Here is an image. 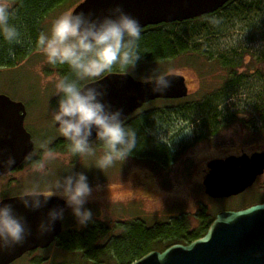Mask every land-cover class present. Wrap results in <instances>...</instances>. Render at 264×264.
Here are the masks:
<instances>
[{
  "label": "rangeland",
  "instance_id": "obj_1",
  "mask_svg": "<svg viewBox=\"0 0 264 264\" xmlns=\"http://www.w3.org/2000/svg\"><path fill=\"white\" fill-rule=\"evenodd\" d=\"M80 1L82 0H75L70 6L52 13L46 22V32L50 30L56 17L71 11ZM6 2L13 5L10 0ZM249 2L251 7L246 15H226L218 26H213L202 18L201 21H206V26L213 33L198 38L194 44L211 57L209 62L204 57L181 56L150 65H137L128 71L139 80L148 79L158 67L184 76L188 88L185 97L156 99L129 117L132 119L148 115L146 132L150 136L163 143L169 142L172 149L183 144L178 153H173L174 160L169 158L168 163L163 164L152 157L129 155L125 161H117L101 171L92 166L93 157L77 156L73 159L71 155L56 157L52 154L46 158L45 155V165L53 167H49L47 174L41 175L49 179L46 185L65 174L64 170L70 167L74 171L86 172L89 183L93 186V193L89 198L91 202L85 205L93 212L91 222L103 223L111 229L121 222L132 220L142 221L146 225L164 223L168 218L182 214L194 226L196 223L193 215L202 208L206 214L214 217L222 209H236L264 199V175L258 177L255 184L245 192L229 198L212 199L204 193V187L198 178L201 165H194V161L212 154L215 149L212 141L217 137H226L228 142L237 137L238 133L231 126L239 122L247 132L244 143L248 145L253 142V138H248V131H251L253 135L257 134L254 135L258 140L256 143L264 148V0H234L230 8ZM226 11L214 15L220 17ZM190 28H193L192 23L175 27L177 30ZM219 58L234 66V76H238L240 81L237 91L226 99L223 94L232 89L231 84L234 82L225 68L217 64ZM48 66L44 53L37 50L29 53L14 67H0V94L24 103L27 112L25 126L37 149H40L43 138L54 132L49 121L52 122V110L55 108L53 92L58 75L54 68L47 70ZM213 113L217 114L213 123H216L218 129L209 128L201 119L210 118ZM41 114L47 115L48 119L40 121ZM228 142L230 147L231 143ZM94 147L98 156L101 146L94 142ZM143 171L151 175L149 186L131 180V172ZM43 180L28 178L19 188L25 190L33 185L41 188L45 185ZM97 190L101 193H97ZM63 224L66 229L71 230L86 227L77 226L69 208L65 210ZM112 231L116 236L121 229L115 228ZM80 256V253H69L50 246L45 250L25 253L9 264L77 263L74 261H79Z\"/></svg>",
  "mask_w": 264,
  "mask_h": 264
},
{
  "label": "clouds",
  "instance_id": "obj_2",
  "mask_svg": "<svg viewBox=\"0 0 264 264\" xmlns=\"http://www.w3.org/2000/svg\"><path fill=\"white\" fill-rule=\"evenodd\" d=\"M14 13L6 0H0V37L9 44L21 42L20 29L10 22ZM203 19L218 26L223 18L211 15ZM141 35L139 20L120 4H115L102 15L83 9L67 11L52 21L49 31L42 30L36 40L48 64L67 65L70 69V74L56 80L53 95L57 103L52 110V120L68 142L69 151L76 156L93 157L92 166L101 171L117 161H125L137 146L136 130L126 124L122 109L105 99L107 89L101 82L114 67L125 69L124 74L135 66L141 55ZM9 54H12L11 49ZM170 76L171 73L158 67L145 82L151 85L153 92L163 93L171 87ZM94 142L101 145L98 156ZM45 147L42 142L40 148ZM32 155L29 153L26 158L31 159ZM51 155L49 151L46 158ZM14 163L11 155L0 159L2 167L10 169ZM38 167L43 171L44 162ZM64 173L48 185L46 191L33 185L18 197L29 211L43 208L53 196L64 201V206L49 207L39 219L36 228L40 235L51 232L55 222L63 220L65 207L71 210L78 227L87 226L93 220L92 210L85 206L93 193L86 172L70 167ZM31 233L26 218L0 194V250L23 243ZM167 252L165 249L157 254L159 264H163Z\"/></svg>",
  "mask_w": 264,
  "mask_h": 264
},
{
  "label": "water",
  "instance_id": "obj_3",
  "mask_svg": "<svg viewBox=\"0 0 264 264\" xmlns=\"http://www.w3.org/2000/svg\"><path fill=\"white\" fill-rule=\"evenodd\" d=\"M228 0H82L71 11H91L95 15L120 4L126 12L135 16L141 27L170 23L200 17L212 13ZM114 71L101 82L107 89L105 99L122 109L125 121L144 104L156 99H178L188 93L183 75L171 73V87L165 92H153L145 80L130 73ZM26 107L23 102L0 94V159L11 155L15 163L11 168L0 166V175L16 167L33 146L30 133L23 125ZM55 127H57L55 125ZM94 135V133H93ZM204 178V192L213 198L229 197L251 186L264 170V151L251 156L227 157L208 164ZM19 196L5 199L22 214L32 233L27 239L10 249L0 250V264H9L24 253L47 247L61 231V220L53 230L38 234L36 225L49 207L64 206V201L51 197L41 209L29 211L19 201ZM163 264H264V202L215 215L206 232L187 244L173 243ZM162 250H150L129 264H159L156 257ZM75 264V263H64Z\"/></svg>",
  "mask_w": 264,
  "mask_h": 264
},
{
  "label": "trees",
  "instance_id": "obj_4",
  "mask_svg": "<svg viewBox=\"0 0 264 264\" xmlns=\"http://www.w3.org/2000/svg\"><path fill=\"white\" fill-rule=\"evenodd\" d=\"M10 1L13 3L12 8L15 10L10 22L16 24L20 29L21 42L9 44L0 37V67H14L24 60L29 53L40 50L36 45V40L42 30L46 31V22L49 16L56 10H61L67 5L70 6L75 0ZM250 3L231 8L227 7L228 5L229 7L231 6L230 3H226L215 14L229 9L225 15L222 14L220 17L224 18L226 15L240 17L250 11ZM205 16L209 15L180 22L174 21L149 25L142 28V35L139 40V52L141 55L135 66L164 62L181 56L204 57V60L208 62L212 60L208 54L198 49L196 44H194L198 38L213 33L210 27L206 26L207 22L201 21ZM188 23H192L193 26L190 30L175 29L176 26ZM197 26L198 28H196ZM10 49L12 54H9ZM217 64L225 68L229 74V78L234 82V84H231L232 89L223 94L224 99H226L237 91L240 85V81H238L239 77L234 76V66L229 62H225V60L219 58ZM51 68L55 69L58 77L70 74V69L67 65L54 66L49 64L47 70ZM114 71H125V69L114 67ZM56 103L57 97L55 96L53 99L54 106H56ZM216 115L213 113L210 118L204 117L201 119L206 126L212 128L211 123L215 120ZM147 116L128 118L125 121L129 127L136 130L137 134V146L132 150L130 155L152 157V159L166 164L170 158L169 151L164 145L159 143V140L146 132L148 131L147 124L149 122ZM46 139L48 143L52 140L47 135L43 138L42 142L45 143ZM67 144L68 142H62L59 139L50 146V149L52 151L59 149L71 153ZM97 144L99 145V143ZM71 156L73 159L77 157L72 153ZM195 218L196 224L194 226L184 214L179 217L168 218L164 223L153 225H146L138 220L121 222L117 227L115 226V228L121 229V232L116 236L112 231L113 229L105 227V224L89 222L81 230L63 231L58 238V248L69 253H80V260L74 261L77 262L75 264H129L150 250H162L173 243L187 244L193 239L202 236L214 217H209L202 208L196 212Z\"/></svg>",
  "mask_w": 264,
  "mask_h": 264
},
{
  "label": "flooded vegetation",
  "instance_id": "obj_5",
  "mask_svg": "<svg viewBox=\"0 0 264 264\" xmlns=\"http://www.w3.org/2000/svg\"><path fill=\"white\" fill-rule=\"evenodd\" d=\"M233 2H234V0H228L223 5H225L226 3H230V5H232ZM223 5L220 8H218L217 10H215L214 12L208 13V14H204V15H209V16L214 15L219 9H221L223 7ZM227 7H229V5ZM201 16H203V15H201ZM26 116H27V112H26V115L24 117L23 125H24L25 129L28 131V129L25 126ZM47 119H48L47 115L43 116L42 114H41V118H39L40 121H46ZM49 126H50V128L54 129V132L52 131V133L49 134V137H50V139L52 138V140L49 143L45 142L46 147L44 149H41V148L37 149V147L35 146V141L32 138L31 133L28 131L30 133V137H31V139L33 141V146L31 148V150L29 151V153L33 154L31 159H27L25 157L23 159V161H21L12 170L8 171L7 173H4V174L0 175V194H3L5 199L19 196L24 191V189H20L19 187H21L22 183L25 182L28 178H34V179L43 178L44 179L43 180V184H45V185H42L41 190H45L46 191L47 187H48V185H46V184L49 182V179H46L44 176H41V175L42 174H47L50 171L49 167H52V166L51 165H45V169L43 171L39 170L38 166H39V163L41 161H43V157L45 155H47V153L49 151L53 155H55L56 157L62 156V155H64V156L65 155L66 156H70L71 155V153H68L67 151H61L59 149L52 151L50 149V146L53 145L54 143H56V141L59 140V139L62 140V142H65V143L67 141L65 140V138L63 136H61L59 134L58 128L55 127V124H54L53 120H52V122H51V120L49 121ZM211 126L214 129H218V127H216V123H211ZM231 129L234 130L235 133H238L237 137H234L230 142H228L226 137L225 138L217 137L216 139H214L212 141L213 147H215V149H213V151H212V154L204 156L201 159H198L197 161H194V165H196L197 167L201 165L200 169H199V177L198 178H199V181L201 182L202 185H203L204 178L206 177V175L209 172L208 164L211 161L223 160V159H225L227 157H239L241 155H247L249 157L253 153L264 151V148H260V144L256 143L258 140H257V138H255L254 135H257V134L253 135V132H251V131H248V138L249 139L253 138V142H251L248 145H246L244 143V138H245V136H247V135H245V133H247V132L245 131V127L243 126V124H241L239 122L236 125L231 126ZM50 135H52V136H50ZM249 135H251V136H249ZM196 139H197L196 141H198V137ZM227 142L231 143L230 147L227 145ZM159 143L164 145L168 149L169 154H170V158L172 160H174V158H175L173 153H175V154L178 153L179 152V148L183 147V144H179L178 147H176L175 149H172L169 142H164L163 143V142L159 141ZM189 159L192 162V158L189 157ZM131 174H132L131 180L136 182V183H138V184H140V185L146 184V185L149 186V184H150V182L152 180L151 175L149 173H147V172H144V171L140 172V173L139 172H135V173L131 172ZM263 175H264V170H263L262 174H260V175H258L256 177V180L254 181V183L251 186H249L248 188H251L255 184V182L258 180V177L263 176ZM248 188H246L242 192H245ZM263 189H264V187H263ZM98 191L99 190H97L96 192L97 193H101V192H98ZM238 194H240V193H238ZM238 194H236V195H238ZM236 195H232V196H236ZM232 196H229V197H232ZM208 197H210V196H208ZM229 197H223V198H229ZM210 198H212V199H220V198H213V197H210ZM90 200L91 199H89L87 203L91 202ZM261 202H264V199L255 200V201H253V202H251V203H249L247 205L238 207L236 209H222L220 211H217L215 213V215L218 214L219 212H222V211H233V210L243 209V208L248 207L250 205L261 203ZM65 210H67V207H65ZM195 214H196V212H195ZM195 214L193 215V220L196 222ZM205 214H206V212H205ZM207 215L209 216L208 213H207ZM215 215H214V217H215ZM112 229L114 230L115 227H113ZM66 230L68 231V230H71V229H66L64 224H63V220H61V231H60V233H58L54 237L53 241L47 247H45V248H36V249H33V250L28 251L26 253L28 254V253H31L33 251L36 252L37 250H45V249L49 248L50 246L59 247L58 246V238L62 234V232L66 231Z\"/></svg>",
  "mask_w": 264,
  "mask_h": 264
},
{
  "label": "bare ground",
  "instance_id": "obj_6",
  "mask_svg": "<svg viewBox=\"0 0 264 264\" xmlns=\"http://www.w3.org/2000/svg\"><path fill=\"white\" fill-rule=\"evenodd\" d=\"M185 21V20H184Z\"/></svg>",
  "mask_w": 264,
  "mask_h": 264
}]
</instances>
